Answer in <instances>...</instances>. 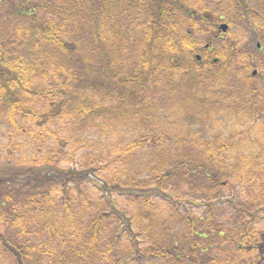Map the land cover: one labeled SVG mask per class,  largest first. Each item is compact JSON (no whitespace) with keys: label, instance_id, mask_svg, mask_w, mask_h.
<instances>
[{"label":"trees","instance_id":"16d2710c","mask_svg":"<svg viewBox=\"0 0 264 264\" xmlns=\"http://www.w3.org/2000/svg\"><path fill=\"white\" fill-rule=\"evenodd\" d=\"M8 1L0 264H263L264 0ZM215 20L235 39L204 43ZM245 41L261 45L257 63ZM221 124L235 132L199 129ZM78 155L92 166L67 167ZM90 177L112 181L96 209L80 189ZM195 177L204 216L181 212L193 202L179 190L157 214L153 193ZM118 192L139 204L133 218L113 212ZM181 224L184 240L168 232Z\"/></svg>","mask_w":264,"mask_h":264},{"label":"rangeland","instance_id":"374dc122","mask_svg":"<svg viewBox=\"0 0 264 264\" xmlns=\"http://www.w3.org/2000/svg\"><path fill=\"white\" fill-rule=\"evenodd\" d=\"M11 9H12L11 2L8 1L6 3H3V2L0 3V13H4V11L7 12ZM23 22H24V25H27V23H25V21H23ZM215 22L216 23L213 24L214 29L212 28L211 32L209 34H206V39L204 40V43L209 39H213L214 37L218 42H221L223 44L224 43L227 44V43H229L235 39L233 34H231V32L232 33H234L235 31L237 32L236 29L235 30H228L226 33H223L219 29V26L223 23L227 24V22L219 21V20L218 21L215 20ZM206 43H208V42H206ZM245 44H246L247 50H252V53H253L252 55H254L253 60H252L253 63H257L258 60L262 59L261 54H259L258 51H256L257 50L256 47L258 44L256 41H252V42L245 41ZM254 71H258V73H259V68L258 67L253 68L252 72H254ZM257 76L259 77V75H257ZM263 83H264V78H261V79L259 78L257 80V84H258L259 88H264ZM208 86H209V84L205 80L198 77L195 85L191 86V87H198V92L201 91L200 96H204V95L208 94L211 90ZM256 109H257V111L264 109V106H261V107L256 106L255 111H256ZM233 126H235V125L233 124ZM205 128L206 129H204L203 127H199V129L205 133V136L207 138L212 136V134L210 133L212 131H215L214 135L216 133H219V132H224V133H227L230 131H232V133L235 132V131L231 130L230 128H228L227 124L225 126L223 124H221V126H220L221 130H219V131H216L212 125L207 126ZM98 136L100 137L99 134H96L95 136H92V138L98 139ZM226 136H228V135H226ZM226 136H225V138H226ZM84 152L85 151H81V154ZM87 152H92V150L88 149ZM236 153H239L241 155L242 153L244 154V151H243V149L242 150H235L234 154H236ZM80 157H81L80 155L75 157L73 159V161L69 162L67 167L81 169L82 162H83V165L84 164L87 165V166H84L85 168H90L92 166L93 160L87 159V160L80 162V159H81ZM3 165H4V163L2 165H0V169L5 167V166L8 167V170L10 169L8 165H4V166ZM191 180L193 181V184L189 180L186 181L185 183H183V181L176 180L175 183L168 184L169 188L165 192V194H159V192H156L155 194L153 193V196L155 195L154 201L156 203L153 207H154V210L157 212V214H161L164 217H168V214H169V212H172V209H170V207L167 206V200L172 199L174 194L176 193V191L179 190L181 193V195L179 196L180 200H181V198L185 197V198L191 199V201L193 202L191 205H186V207H188L187 209L181 208V212L185 213V215L186 214H188V215L194 214L197 216H204L206 213L205 206H204L205 202L202 199H199L196 201L192 198L194 194L198 195L199 197L201 196L200 194L196 193L197 191L200 190V189H198V185L201 183V181L197 177L192 178ZM111 182L112 181L107 178V179H105V185H103L101 182H99L95 178L90 177L87 179V182H84L83 184H81L80 189L85 194L86 199L89 200L92 209L99 208L101 203L107 202L108 195H106L105 192H107L106 191L107 185L109 187L112 184ZM170 185H172V186H170ZM182 187H185V190H181ZM119 192H122V191H119ZM119 192L117 194H114V193L110 194L111 195L110 196L111 204L113 206H115L116 210L117 211L119 210L120 213H117L116 210L115 211L113 210V212L116 214H119L120 217L127 215L128 218H133L134 216L132 217V215L137 213V211L140 208L138 206L139 204H137L135 201H132L131 199H128L125 196L120 195ZM182 194H184V196ZM199 197L194 196V198H199ZM230 211L231 210L229 209L227 204H220L219 203L215 208L214 214H215V217L217 218L218 221H222L223 217L228 215V213ZM127 221L129 222V220H127ZM136 228H137V225H136ZM168 232H169V234L173 235L176 239H181V240H184V236L186 234L184 232V226H182V224L178 225L176 228H174L173 230L168 231ZM142 240H143V238H142ZM144 240H143V244H152V242L149 241L148 239H144ZM148 264H150V263L148 262Z\"/></svg>","mask_w":264,"mask_h":264},{"label":"water","instance_id":"95a60500","mask_svg":"<svg viewBox=\"0 0 264 264\" xmlns=\"http://www.w3.org/2000/svg\"><path fill=\"white\" fill-rule=\"evenodd\" d=\"M219 29L223 32V33H226L229 29V26L227 24H221ZM260 48V45L258 46ZM206 48L208 49L209 46H206ZM196 60L198 61H201L202 60V57L200 55H197L196 56ZM257 75V71L253 72V76H256Z\"/></svg>","mask_w":264,"mask_h":264}]
</instances>
